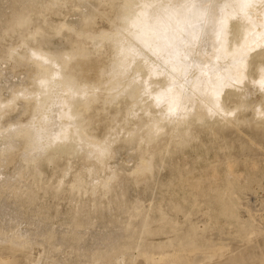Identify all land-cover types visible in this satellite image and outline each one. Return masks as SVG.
<instances>
[{
	"label": "bare ground",
	"instance_id": "bare-ground-1",
	"mask_svg": "<svg viewBox=\"0 0 264 264\" xmlns=\"http://www.w3.org/2000/svg\"><path fill=\"white\" fill-rule=\"evenodd\" d=\"M221 22L227 42L218 43ZM262 36L264 0H0V59L15 63L13 80L6 76L0 85V201L10 212L0 217V247L27 256L41 245L42 262L36 264H64L70 255L80 264H108L109 256L129 247L140 252L143 264H201L222 256V250L153 243L150 235L164 230L155 215L171 218L155 200L144 206L142 197L130 195V186L135 191V184L151 180L159 192L184 189L181 178L166 184L151 178L157 158L164 162L165 154L185 146L228 149L224 130L264 127V64L255 56L241 77L233 59L241 48L258 52ZM17 66L24 67L21 73ZM30 136L50 146L34 153ZM120 145L133 154L130 170L112 162ZM9 164L15 165L12 172L6 171ZM225 164L226 181L218 182L212 170L208 185V198L221 215L235 211L234 189L241 188L231 162ZM47 172L58 175L56 191L67 184L76 200L61 233L45 213L26 214L22 199L41 200L38 192L52 185ZM190 202L200 210L197 198ZM167 204L184 211L181 201ZM212 212L203 214L211 218ZM36 221L48 227L39 230ZM23 224L32 225V233ZM95 224L102 230L95 237L90 233L87 246L85 234ZM181 228L173 222L172 234ZM193 228L187 241L202 238ZM152 248H169V254L153 257Z\"/></svg>",
	"mask_w": 264,
	"mask_h": 264
},
{
	"label": "rangeland",
	"instance_id": "rangeland-1",
	"mask_svg": "<svg viewBox=\"0 0 264 264\" xmlns=\"http://www.w3.org/2000/svg\"><path fill=\"white\" fill-rule=\"evenodd\" d=\"M12 38L14 39V37ZM54 40L58 41L57 37H55ZM0 42L2 41L0 40ZM3 56H5V54H3ZM14 64L15 63L6 60V58L3 60L0 59V68H4L6 71L4 75H0V85H4L7 82L6 80H13L10 69L11 65ZM22 67L23 66H17L14 70H20L21 73ZM251 97L256 100L258 94L256 93ZM13 113L14 115L11 114L12 116L10 117L16 115V111ZM246 113L249 115L250 110L248 109ZM223 135L226 138L228 149H217L213 147L209 148L207 151L202 148L194 151L191 146H185L180 151L170 156L165 154L164 162H160V158H157L158 167L153 169V172L150 174L151 178L156 176L157 180L163 184L168 183L170 180L181 178L186 180L183 185L185 187L184 189L179 188L167 190L166 192H159L151 184V180H148L149 184L143 182L135 184V191H133L134 187L131 185L130 195L138 194L142 197L144 206L150 202V200H155L154 203L166 209L171 218V220L169 218L158 219V216L154 214L157 218L156 224L164 227V230L162 233L150 235V240L153 243H164L168 245L171 242L173 246H181L187 249L196 246L202 248L204 252L222 250V256L209 259L201 264H264V127H262V129L260 127L253 129L246 125H241L239 126V130H236L235 126H233L224 130ZM121 147L122 145L117 147L112 162L120 163L130 170L133 165V159H131L133 154L126 146H123V149ZM227 160L231 162L235 180L241 188L234 189L235 211L229 210L227 215H221L220 209L213 198H208V185L209 182L213 180L211 176L212 170H215L218 174V182L226 181L227 169L225 162ZM7 167L8 169L6 171L12 172L15 165L13 167V164L12 166L9 164ZM176 168L180 169V171H176ZM46 175L51 177L52 185L50 190L45 194H43L42 191L38 192L41 200L38 201L35 198L28 200L24 197H22V199L26 202V214L30 215L35 213L34 209H37L39 214L45 213L51 221L54 222L55 231L61 233L59 231H61L62 228L64 230L67 229L66 223L69 219L66 217L71 213L74 197H72L68 191L67 184L63 186L65 189L62 188L60 191H56L55 184L58 175L55 177V174L50 175L49 172H47ZM25 176L24 174V177ZM16 177L15 180L19 181L20 176L17 175ZM127 179L133 182L132 178L128 177ZM28 181L30 180L27 179L25 182L27 183ZM193 198H197L202 204L199 211H196L190 202ZM168 199L174 202L181 201L184 205V211H177L173 207H170L167 204ZM183 200H189V202L184 203ZM2 201L3 200L0 201V205L2 204L0 207V214L2 212L3 214L2 216L0 215V217L7 218L9 215L8 213H10L9 207L3 204ZM208 208H212L213 210L211 218L203 214V211ZM6 210L7 212L5 213ZM142 214L143 208H140L136 218L140 219ZM186 214H189V220H186ZM214 214L219 216L213 217ZM63 218L67 220L65 222L60 221ZM20 222H25V220L22 219ZM173 222H177L182 226L181 230L177 233L178 236L172 234L171 226ZM4 223L7 225L8 221ZM36 223H38L36 225L38 229L40 228L42 230L44 226L48 227L47 222V225H45V222L36 221ZM96 224L100 225V223ZM95 225L88 228L90 229L89 231L88 229L86 230L88 231L85 234L87 246L91 244V240L102 230V226L96 225V227ZM22 226L21 228L24 230L28 227L26 224ZM31 226L32 225H29L27 230H29ZM192 226H194L193 230L196 233L202 235V238L196 237L191 241H187L185 237ZM57 228L58 230H56ZM33 230L32 226L29 232L32 233ZM90 233L94 235V237ZM135 241L136 236L133 237L132 244H134ZM138 249L140 250V247H138ZM42 250L43 247L37 244L32 247L27 256H23L20 250L10 252L5 247H0V262L14 257L16 259L14 264H36V262H42ZM199 250L200 249H197L195 252L198 253ZM137 251L138 250L133 247L122 248L109 256L108 259H113L108 264H121V261H124V264H128L127 259L131 254H136V261L134 264H143L140 252ZM150 252L153 257H158L160 255L169 254V248H164L163 251L152 248ZM68 257L70 261L64 264H80L78 257L74 255ZM182 261L184 260L182 259ZM46 262L41 264H58L51 259H48Z\"/></svg>",
	"mask_w": 264,
	"mask_h": 264
},
{
	"label": "snow or ice",
	"instance_id": "snow-or-ice-1",
	"mask_svg": "<svg viewBox=\"0 0 264 264\" xmlns=\"http://www.w3.org/2000/svg\"><path fill=\"white\" fill-rule=\"evenodd\" d=\"M59 6L60 5H53V7H59ZM248 6L249 5L245 3V4H241L240 8L241 10H243L247 8ZM39 35L40 33L37 32L36 36H39ZM261 39H264V36H262ZM221 40H225V42H227L225 38V29H224L223 22H221L220 27L218 29V34H217V42L220 43ZM255 56H259L260 62L264 64V46H258V52H255V53H253L251 49H243V48L233 53L234 65L236 67L237 72L241 75V77H243L246 70L251 66L252 60ZM245 61H247V63H245ZM48 83H49L48 81L42 80L41 86L47 87ZM260 84H261L262 89H264V79L260 81ZM157 99L159 100V97H157ZM174 114H175L174 112H170V115H174ZM260 114L264 116V113H260ZM31 139H33L34 153H37L42 150H46L47 147L50 146V145L43 144L42 142L38 143L34 138H31Z\"/></svg>",
	"mask_w": 264,
	"mask_h": 264
}]
</instances>
